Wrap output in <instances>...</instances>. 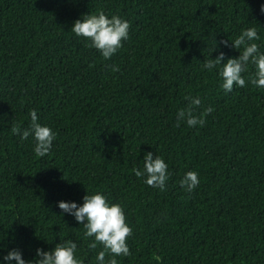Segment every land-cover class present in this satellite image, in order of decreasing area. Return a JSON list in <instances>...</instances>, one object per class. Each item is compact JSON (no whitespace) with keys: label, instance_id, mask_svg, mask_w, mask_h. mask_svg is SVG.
<instances>
[{"label":"trees","instance_id":"1","mask_svg":"<svg viewBox=\"0 0 264 264\" xmlns=\"http://www.w3.org/2000/svg\"><path fill=\"white\" fill-rule=\"evenodd\" d=\"M262 3L0 0V256L18 248L30 260L37 247L72 240L82 264H95L100 248L87 247L56 202L102 192L133 230L117 264H264V90L226 93L214 70H201L215 41L245 27H257L264 52ZM100 11L130 22L109 60L70 31ZM187 95L201 99L197 115L213 107L203 127L177 123ZM33 109L56 133L43 158L31 137L11 133L29 126ZM146 152L168 164L163 192L134 174ZM188 171L200 180L191 193L179 186Z\"/></svg>","mask_w":264,"mask_h":264},{"label":"clouds","instance_id":"2","mask_svg":"<svg viewBox=\"0 0 264 264\" xmlns=\"http://www.w3.org/2000/svg\"><path fill=\"white\" fill-rule=\"evenodd\" d=\"M259 11L264 13V3L260 5ZM130 22L119 15H107L103 11L95 14H83L76 19L70 28L72 34L82 38L88 47L99 52L104 60L111 59L122 47L123 42L129 40ZM261 40L257 27L249 26L241 29L238 35L231 40H221L218 43L229 47L238 55L225 58V53L218 50V43L209 54V58L202 62V69L209 72L215 71L220 87L224 92H231L233 86L244 88L248 85L264 90V52L261 51ZM213 52H217L215 58H210ZM252 66L254 71L247 78L243 75L249 72ZM112 71H119L118 66H113ZM189 102L186 108L176 113L177 123L183 121L189 128L200 126L206 123V117L214 109L211 105L204 108L197 115L195 110L200 108L201 99L198 96H185ZM30 123L27 128L19 124L11 127V133L18 136L21 141L31 137L33 141V153L36 157L47 156L53 147L56 133L47 125L39 122L36 110H30ZM142 168L134 169L137 178H143L147 186L165 191V185L169 179L168 164L161 156L153 152H146L143 155ZM198 173L188 171L179 181L181 189L191 193L199 185ZM60 210L59 216L65 214L72 217L74 221L82 226L83 238L90 240L87 247L96 252L95 264H117L116 257L129 256L130 249L127 243L132 235V228L127 223L125 210L119 203H110L102 192L85 194L82 203L75 201L60 200L56 202ZM3 240V237H0ZM78 246L72 240H65L56 243L50 250L35 248L32 259L25 260L23 252L18 248H11L0 256V264H82L77 257ZM4 251L0 247V252ZM106 256L109 258L106 260ZM155 259H159L158 257Z\"/></svg>","mask_w":264,"mask_h":264}]
</instances>
